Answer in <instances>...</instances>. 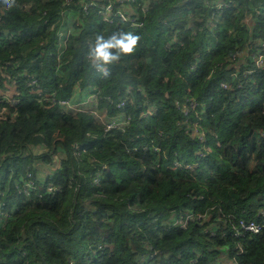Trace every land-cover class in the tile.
Returning <instances> with one entry per match:
<instances>
[{
    "label": "trees",
    "instance_id": "1",
    "mask_svg": "<svg viewBox=\"0 0 264 264\" xmlns=\"http://www.w3.org/2000/svg\"><path fill=\"white\" fill-rule=\"evenodd\" d=\"M90 1L0 10V88L14 82L19 101L0 97V264H264V227L233 235L241 219L264 224V65L245 54L264 53V0H135L116 24L84 14ZM113 31L138 40L105 76L85 53ZM36 89L93 101L70 111ZM114 115L125 124L104 131Z\"/></svg>",
    "mask_w": 264,
    "mask_h": 264
},
{
    "label": "built area",
    "instance_id": "2",
    "mask_svg": "<svg viewBox=\"0 0 264 264\" xmlns=\"http://www.w3.org/2000/svg\"><path fill=\"white\" fill-rule=\"evenodd\" d=\"M66 2L70 1V0H65ZM135 0H106V1H94L91 0L88 3H84L83 7H82V11L84 14H87L89 9L92 7L94 8V11L96 10L97 13L101 16V20L107 24H116L119 22H127L129 21V13L127 11H125L127 5H129L128 3H132ZM216 2L218 3V7L219 6H229L228 3H224L220 0H216ZM142 10L145 9L144 5H141ZM137 18H133L132 22L133 25L136 23ZM135 26V25H134ZM59 38L60 42H65L66 40V36H63L61 33L59 35H57ZM60 49V48H58ZM246 55H248L247 57H251V61L253 60V63L255 65V67L261 68L264 65V53L260 52L258 50L257 54H249V53H245ZM6 86H8V90L4 91L3 89L0 88V97H7L6 99L9 100V102L11 104H18V100L14 99V96L17 94L16 92V85L14 82H9L5 84ZM26 85L31 87L32 89L34 88H38V82L37 79L34 78L32 75L28 78V80L26 81ZM220 86L222 87H226V85L221 82ZM40 87V86H39ZM34 92H36L39 96H41V90L40 89H36L33 90ZM93 101L92 96L91 97H87L85 100H82L81 102H72L68 99H60L58 100L57 98H55L52 95L49 96H41L39 97L38 102L39 103H52V104H59L60 106H62L63 108H65L66 110H70V111H81L82 110V105L90 103ZM124 103V100H120L119 102H117V107H121ZM178 105V102H177ZM196 102L194 100H190L187 99L184 104L180 105L181 106V110L183 112V114H187L190 110H193L196 108ZM178 105V107H180ZM94 117L99 120L102 121L103 118L102 116H100L96 110H89ZM156 111L155 109H147L145 112H142V116H150L152 115V113ZM118 115H114L109 122H107V124L105 125L104 131H109V130H118L121 129V126L125 124V121L127 119V117L124 119H119L117 118ZM197 134V132H195ZM199 137V139H203L201 138L202 136L197 135ZM201 155V153H199ZM59 163L55 164L53 167H57ZM197 163H191V164H186V163H182L180 161H175L172 164V169L173 170H180L181 168H184L186 171H190L192 170ZM103 170L105 169V166L101 167ZM101 173V172H100ZM99 173V174H100ZM101 176L97 175L94 179L93 182L94 183H99ZM50 179V178H49ZM46 189L47 191H52L53 190V185L48 182L46 183ZM30 188H34V183L31 179L27 180L23 185L18 187V191L19 193L22 192H28L30 190ZM4 207V206H3ZM12 212L16 211V207H13L11 209ZM7 211H5V209L2 210V207L0 206V220H2L3 218L7 217ZM194 216L192 213V210H187L184 208H180L177 211V218L174 220V222H177V226L179 227H184L188 221L193 220ZM197 219H202V216L198 215L196 217ZM240 229L242 231H240L239 229H236L233 233L234 236H241L243 234V232H250L252 234H257L260 233L264 227V224H259L253 220L251 221H245V220H239L238 223ZM241 250V249H240ZM152 258V257H151ZM141 260H144V258H142ZM144 264V263H141ZM221 264H236L235 259H231L230 261H226L223 262Z\"/></svg>",
    "mask_w": 264,
    "mask_h": 264
},
{
    "label": "clouds",
    "instance_id": "3",
    "mask_svg": "<svg viewBox=\"0 0 264 264\" xmlns=\"http://www.w3.org/2000/svg\"><path fill=\"white\" fill-rule=\"evenodd\" d=\"M14 6V0H0V10ZM138 36L131 31H113L109 35L97 34L87 46L85 55L105 76L108 75V65L119 60L122 54L131 53L137 44Z\"/></svg>",
    "mask_w": 264,
    "mask_h": 264
},
{
    "label": "crops",
    "instance_id": "4",
    "mask_svg": "<svg viewBox=\"0 0 264 264\" xmlns=\"http://www.w3.org/2000/svg\"><path fill=\"white\" fill-rule=\"evenodd\" d=\"M61 33H62V32H61ZM89 93H90V91H89L88 93L84 94L83 97H84V96L86 97V95H88ZM85 97H84V98H85Z\"/></svg>",
    "mask_w": 264,
    "mask_h": 264
},
{
    "label": "rangeland",
    "instance_id": "5",
    "mask_svg": "<svg viewBox=\"0 0 264 264\" xmlns=\"http://www.w3.org/2000/svg\"><path fill=\"white\" fill-rule=\"evenodd\" d=\"M246 21H248V20H246ZM173 224H174V225H176V224H177V222H173Z\"/></svg>",
    "mask_w": 264,
    "mask_h": 264
}]
</instances>
